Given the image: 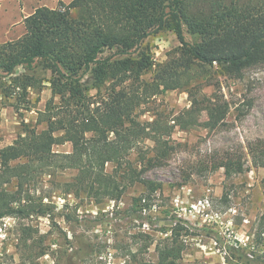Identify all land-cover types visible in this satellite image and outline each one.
<instances>
[{
    "label": "trees",
    "instance_id": "trees-1",
    "mask_svg": "<svg viewBox=\"0 0 264 264\" xmlns=\"http://www.w3.org/2000/svg\"><path fill=\"white\" fill-rule=\"evenodd\" d=\"M24 24L22 38L0 44V70L15 76L13 84L25 94L39 82L26 71L39 67L50 72L47 83L52 100L38 113L37 124L46 122L44 129L23 122L13 145L0 149V220L49 216L51 206L34 199L30 186L42 176L68 170L77 173L64 184L67 195L77 198L83 194L97 204L118 203L130 188L141 185L144 190L133 198V209L142 213L152 205L161 184L143 177L147 166L139 168L146 156L140 163L130 156L140 143L151 140L157 154L146 162L154 165L166 159L165 135H171L170 128L163 130L157 120L140 122L136 113L139 97L129 96L124 89H113L110 102L94 111L91 107L96 104L89 102L90 91L107 82L120 85L152 71L156 72L157 91L185 86L180 66L154 70L153 56L143 46L151 36L172 30L188 67L218 65L230 78H243L247 69L264 63V0L60 1L55 9L37 8ZM186 34L196 41L188 42ZM19 68L25 73L17 75ZM56 97L66 103L62 115L53 103ZM85 107L94 114L86 115L81 110ZM227 111L226 105L208 106L206 127L215 128ZM186 115L176 118L182 129L196 123L194 109ZM66 143L72 145L70 153L54 151ZM250 150L253 165L264 168V142ZM108 164L114 165L112 172L107 171ZM244 167L242 156L232 154L212 164V171L223 168L230 178L245 172ZM161 233L165 237L158 241L151 233L134 234L131 245L122 247L125 264H181L188 230L179 222L169 230L162 228ZM153 245L156 261H146L143 255Z\"/></svg>",
    "mask_w": 264,
    "mask_h": 264
},
{
    "label": "rangeland",
    "instance_id": "rangeland-1",
    "mask_svg": "<svg viewBox=\"0 0 264 264\" xmlns=\"http://www.w3.org/2000/svg\"><path fill=\"white\" fill-rule=\"evenodd\" d=\"M46 1L58 6L61 0ZM23 3L18 0L16 6ZM186 39L196 41L189 34ZM143 46L153 56L154 70L180 66L185 86L157 91L156 72L152 71L120 85L107 82L99 90L90 91L89 102L96 104L91 107L94 111L105 101L110 102L113 89H124L129 96L139 97L136 113L140 122L157 120L163 130L170 128L171 135H165L166 159L154 165L146 162L157 154L151 140L140 143L130 156L139 163L146 156L139 168L147 166L143 177L161 184L152 205L142 213L133 209V198L144 190L141 185L130 188L118 203L97 204L83 194L76 198L65 193L64 184L76 171L42 176L30 186L31 195L49 204L52 212L46 217L0 220V264H125L122 247L131 245L134 234L151 233L158 241L165 237L162 228L169 230L179 222L189 232L184 237L187 249L181 264H224L217 252L224 247L233 257V253L240 256L251 246L257 253L264 252V168L253 165L250 150L264 142V63L247 69L240 79L224 75L218 65L188 67L172 30L151 36ZM22 73L25 70L19 68L16 74ZM26 73L39 81L27 94L13 84L15 76L0 70V149L13 145L24 128L23 122L38 130L47 125H38L37 121L38 113L45 111L52 100L47 83L51 73L39 67ZM53 103L60 107L61 115L66 112V103L60 97ZM213 105H226L228 111L215 128H208L207 108ZM82 109L88 116L94 114L87 107ZM192 109L195 125L187 129L177 126L176 118H187L186 112ZM54 150L67 152L72 145L66 143ZM232 154L242 156L245 172L228 178L223 168L212 171V164ZM113 166L108 164L107 171L112 172ZM205 201L208 207L202 206ZM196 205L199 207L193 209ZM154 246L143 255L146 261H156Z\"/></svg>",
    "mask_w": 264,
    "mask_h": 264
},
{
    "label": "crops",
    "instance_id": "crops-1",
    "mask_svg": "<svg viewBox=\"0 0 264 264\" xmlns=\"http://www.w3.org/2000/svg\"><path fill=\"white\" fill-rule=\"evenodd\" d=\"M17 1L18 0H2L0 3V44L22 38L26 34L24 19L32 15L37 8L49 7L55 9L57 7V4L53 2L49 3L46 0H23L24 3L17 7ZM71 1L73 0H63L62 2L69 4ZM71 151L72 150L58 153H70Z\"/></svg>",
    "mask_w": 264,
    "mask_h": 264
},
{
    "label": "built area",
    "instance_id": "built-area-1",
    "mask_svg": "<svg viewBox=\"0 0 264 264\" xmlns=\"http://www.w3.org/2000/svg\"><path fill=\"white\" fill-rule=\"evenodd\" d=\"M63 202V200H62ZM203 207H208L209 206V202L205 201V202H201ZM200 205V204H199ZM199 206H193V209H197ZM238 243L240 245H242V241L243 240H237ZM214 245L217 246V243L214 242ZM247 244H244V247ZM235 247H238L237 245H235ZM217 252L221 255L223 263L224 264H257L260 260H264V252L262 253H257L255 250V246H251L250 250L246 251L244 254V258L243 259H239L236 257H233L231 255V253L229 252V250H227L226 247H224L222 250L218 249Z\"/></svg>",
    "mask_w": 264,
    "mask_h": 264
}]
</instances>
